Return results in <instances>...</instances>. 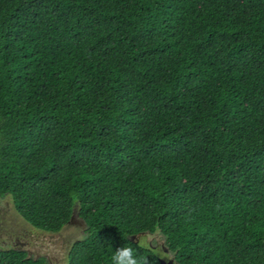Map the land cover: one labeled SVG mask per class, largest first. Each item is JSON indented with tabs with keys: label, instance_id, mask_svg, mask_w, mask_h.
I'll use <instances>...</instances> for the list:
<instances>
[{
	"label": "trees",
	"instance_id": "1",
	"mask_svg": "<svg viewBox=\"0 0 264 264\" xmlns=\"http://www.w3.org/2000/svg\"><path fill=\"white\" fill-rule=\"evenodd\" d=\"M0 196L67 264H264V0H0Z\"/></svg>",
	"mask_w": 264,
	"mask_h": 264
},
{
	"label": "rangeland",
	"instance_id": "2",
	"mask_svg": "<svg viewBox=\"0 0 264 264\" xmlns=\"http://www.w3.org/2000/svg\"><path fill=\"white\" fill-rule=\"evenodd\" d=\"M84 227L81 218L76 216L56 233L38 232L18 214L8 196H0V242L11 239L12 244L17 236L21 242L19 246L32 250L29 255L46 256L52 264H67L70 245L72 241L81 238ZM138 238L139 241L146 240L148 245L151 242L161 259L169 258L170 254L165 252L160 234Z\"/></svg>",
	"mask_w": 264,
	"mask_h": 264
},
{
	"label": "clouds",
	"instance_id": "3",
	"mask_svg": "<svg viewBox=\"0 0 264 264\" xmlns=\"http://www.w3.org/2000/svg\"><path fill=\"white\" fill-rule=\"evenodd\" d=\"M141 247H148L146 240H140ZM113 264H149L147 258H138L131 247L116 248L112 257Z\"/></svg>",
	"mask_w": 264,
	"mask_h": 264
},
{
	"label": "flooded vegetation",
	"instance_id": "4",
	"mask_svg": "<svg viewBox=\"0 0 264 264\" xmlns=\"http://www.w3.org/2000/svg\"><path fill=\"white\" fill-rule=\"evenodd\" d=\"M83 229H85V227ZM82 233H84V230H82ZM155 234H158V233H141L139 236L140 237H144L145 235L146 236H149V235H155ZM76 240H74V241H76ZM74 241H72V243ZM19 245H21V242H19L17 236L14 238V242L12 244H11V239H9V240H2L0 242V248H17V249H23V250H26L29 254H32V250L26 249L25 247H22V246H19ZM149 245L152 246V243L150 242ZM153 247H155V246H153ZM169 257H170V255H169ZM45 258L47 259L48 264H52L49 258H47L46 256H45Z\"/></svg>",
	"mask_w": 264,
	"mask_h": 264
},
{
	"label": "water",
	"instance_id": "5",
	"mask_svg": "<svg viewBox=\"0 0 264 264\" xmlns=\"http://www.w3.org/2000/svg\"><path fill=\"white\" fill-rule=\"evenodd\" d=\"M76 216H78V213L76 212V210H74V212H73V214H72L71 219L69 220V222L73 221V219H74ZM82 223L84 224V221H82ZM164 250H165L168 254H170L169 251H168V249H167L166 247H164ZM161 263H162V264H180V263H178V262H175V260H174V258H173L172 256H170L167 260H163V259H161Z\"/></svg>",
	"mask_w": 264,
	"mask_h": 264
}]
</instances>
